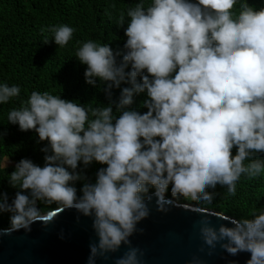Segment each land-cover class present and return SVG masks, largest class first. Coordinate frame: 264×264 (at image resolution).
Masks as SVG:
<instances>
[{
	"label": "clouds",
	"instance_id": "obj_1",
	"mask_svg": "<svg viewBox=\"0 0 264 264\" xmlns=\"http://www.w3.org/2000/svg\"><path fill=\"white\" fill-rule=\"evenodd\" d=\"M116 26L123 28V50L89 39L75 51L86 66L85 82L94 88L99 82L106 103L33 90L7 112L8 124L44 142L43 163L22 157L12 164L6 182L15 191H0V213L8 214L10 230L24 232L51 221L38 202L90 217L96 239L85 264L131 245L152 196L158 208L170 202L165 193L210 203L217 186L231 196L242 176L264 178V6L138 0ZM46 31L62 48L75 29L61 23ZM113 89H119L115 99ZM20 90L0 83V104ZM141 94L146 111L131 107ZM11 162L0 155V169ZM93 162L101 165L94 179L86 174ZM227 220L214 226L201 218L199 234L209 252L219 245L231 256L248 253L245 264H264V211ZM142 257L129 246L114 264H143Z\"/></svg>",
	"mask_w": 264,
	"mask_h": 264
},
{
	"label": "trees",
	"instance_id": "obj_2",
	"mask_svg": "<svg viewBox=\"0 0 264 264\" xmlns=\"http://www.w3.org/2000/svg\"><path fill=\"white\" fill-rule=\"evenodd\" d=\"M138 0H0V83L20 86V94L0 104V155L7 154L15 163L22 157L30 158L37 164L43 163L40 148L44 142H36L32 131H20L18 126L8 124L7 112L20 106L21 100H27L31 91H48L76 103L97 105L106 103L107 99L102 85L94 88L84 80L85 65L75 57L78 42L94 40L97 43H109L113 50H123V28H117L119 14ZM256 7L264 6V0H248ZM114 5V7L112 6ZM238 11V5L234 6ZM67 24L75 29L72 39L64 47L57 46L51 40L49 25ZM126 26V25H125ZM41 29H45L44 32ZM47 36L48 43L43 40ZM119 59V57H118ZM113 99L119 89H113ZM143 95L134 97L131 107L146 111L141 107ZM264 158V154H261ZM93 162L86 169V174L94 179L97 168ZM0 169V191L14 194L6 182L8 171ZM79 188V182L77 183ZM213 200L196 201L183 196L172 197L165 193L167 199H174L180 204H193L226 213L235 218H250L253 212L264 211V178H245L237 183L235 195L228 196L225 190L217 186ZM42 214L60 208L56 203H39ZM0 229H10L7 213H0Z\"/></svg>",
	"mask_w": 264,
	"mask_h": 264
},
{
	"label": "water",
	"instance_id": "obj_3",
	"mask_svg": "<svg viewBox=\"0 0 264 264\" xmlns=\"http://www.w3.org/2000/svg\"><path fill=\"white\" fill-rule=\"evenodd\" d=\"M168 200L169 203L159 208L155 196L146 201L149 215L137 224L142 231L129 237L131 245L122 244L117 252L108 253L107 258L98 257L96 264H114V258L129 246L143 251V264H186L194 257L201 264H233V261L245 264L248 253L231 256L219 245L209 252L200 237L202 217H208L215 226L228 223L229 216L210 208ZM44 215H50L51 221L33 223L30 232L0 229V264H85L88 244L96 239L91 218L63 208Z\"/></svg>",
	"mask_w": 264,
	"mask_h": 264
},
{
	"label": "rangeland",
	"instance_id": "obj_4",
	"mask_svg": "<svg viewBox=\"0 0 264 264\" xmlns=\"http://www.w3.org/2000/svg\"><path fill=\"white\" fill-rule=\"evenodd\" d=\"M223 212H225V210H223ZM223 212H221V213H223ZM223 214H225L226 216L232 217V216H230V215H228V214H226V213H223Z\"/></svg>",
	"mask_w": 264,
	"mask_h": 264
}]
</instances>
